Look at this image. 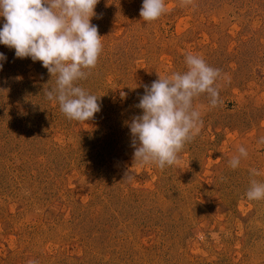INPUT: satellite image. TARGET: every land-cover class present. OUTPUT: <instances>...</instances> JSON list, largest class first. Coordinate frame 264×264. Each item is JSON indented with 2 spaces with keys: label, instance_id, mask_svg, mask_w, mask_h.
Wrapping results in <instances>:
<instances>
[{
  "label": "rangeland",
  "instance_id": "1",
  "mask_svg": "<svg viewBox=\"0 0 264 264\" xmlns=\"http://www.w3.org/2000/svg\"><path fill=\"white\" fill-rule=\"evenodd\" d=\"M142 4L94 9L103 47L79 86L101 111L85 123L46 98L56 77L41 62L0 44V264H264V200L246 197L264 183V0H165L153 22ZM189 54L220 70V103L194 98L203 125L178 163L135 164L144 85Z\"/></svg>",
  "mask_w": 264,
  "mask_h": 264
},
{
  "label": "clouds",
  "instance_id": "2",
  "mask_svg": "<svg viewBox=\"0 0 264 264\" xmlns=\"http://www.w3.org/2000/svg\"><path fill=\"white\" fill-rule=\"evenodd\" d=\"M99 0H0V44L15 50L20 59L39 61L48 73L56 77V86L45 95L57 102L69 120L85 123L101 111L99 98L79 86L97 65L102 52L98 26L91 23ZM181 6L193 0H180ZM165 11V0H143L140 16L153 22ZM6 56L0 53V62ZM187 70L160 77L150 86L136 105L142 114L134 116L127 126L132 136L134 163L155 165L163 170L178 163L179 153L198 135L203 125L201 114L193 108L194 98L207 94L211 107L220 103L216 81L220 70L205 60L189 54ZM3 63H0V70ZM127 94L120 92L121 99ZM264 143V140H261ZM229 161L236 169L241 158L248 156L244 147ZM253 175H258L255 169ZM131 178V177H129ZM248 200H264V183L253 179L246 192ZM29 264H35L29 261Z\"/></svg>",
  "mask_w": 264,
  "mask_h": 264
}]
</instances>
